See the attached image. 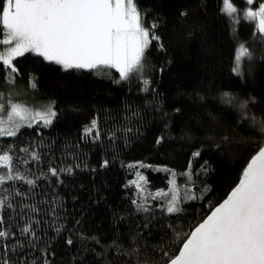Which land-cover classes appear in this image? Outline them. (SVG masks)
Here are the masks:
<instances>
[{
  "label": "trees",
  "instance_id": "trees-1",
  "mask_svg": "<svg viewBox=\"0 0 264 264\" xmlns=\"http://www.w3.org/2000/svg\"><path fill=\"white\" fill-rule=\"evenodd\" d=\"M232 2L236 22L222 14V0H136L144 26L155 23L160 39L146 51L142 75L119 83L115 69L65 71L26 53L14 60L19 75L7 84L0 64V92L25 105L50 102L57 112L48 127L0 137V152L12 145L14 165L35 180L0 186V198L12 205L0 209L9 232L0 241V264H166L163 253L178 252L264 143L251 120H264V36H254L255 24L243 18L245 0ZM241 43L254 59L242 63L238 76L232 68ZM224 93L238 102L227 103ZM243 101L249 103L242 111ZM93 120L96 128L86 134ZM186 171L191 184L180 175ZM137 172L150 193L168 191L175 172L181 197L190 187L196 199L182 198L181 211L172 214L151 197L148 211L138 209L130 183ZM26 225L31 230L22 233Z\"/></svg>",
  "mask_w": 264,
  "mask_h": 264
},
{
  "label": "snow or ice",
  "instance_id": "snow-or-ice-1",
  "mask_svg": "<svg viewBox=\"0 0 264 264\" xmlns=\"http://www.w3.org/2000/svg\"><path fill=\"white\" fill-rule=\"evenodd\" d=\"M254 2L245 0L248 7L243 11V18L255 24L254 36H264V0L255 9L252 7ZM221 12L236 22L238 8L232 0H222ZM155 28V23L144 26V14L136 0H0V64L6 73L5 82L12 84L14 77L19 75L14 60L26 53L60 65L65 71L115 69L119 73L116 83L136 74L142 75L146 51L153 41L160 39L153 31ZM253 59L246 43L239 44L234 53L232 72L241 75L242 63L247 60L251 64ZM143 83L147 86L149 81L144 79ZM30 86L35 88L36 84L31 82ZM223 96L227 103L238 102L229 93ZM248 103L239 102L240 109L246 110ZM56 117L57 112L51 104L36 110L14 101L12 94L6 97L0 92V137H16L24 126L30 128L42 124L48 127ZM251 120L259 124L264 133V120L258 121L256 117ZM95 128L96 121L93 120L85 133H91ZM96 138H99L98 133ZM12 151L13 146L9 145L0 152V186L9 181L34 185L35 180L27 178L14 165ZM20 151L28 153L29 148ZM30 156L33 161L40 159L36 151ZM23 163L27 164L28 160ZM49 172L57 175L55 168H50ZM180 175L187 177L186 184L192 183L190 171ZM176 176L175 172L171 173L168 191L161 189L150 193L145 187L146 178L137 172L138 179L130 182L135 184L138 195L133 204L148 211L146 205L151 197L152 200H163L159 207L169 214L181 211L182 198L196 199V196L190 187H185L181 197ZM11 206L8 196L0 198V209ZM209 211L210 214L183 239L178 254L163 253L167 257L166 264H264V146L251 157L227 198ZM30 230L26 225L21 231L28 233ZM8 237L9 232L0 223V241ZM182 237L181 232L176 233L177 240ZM3 248L7 250L6 245ZM3 264H9V261L4 260Z\"/></svg>",
  "mask_w": 264,
  "mask_h": 264
},
{
  "label": "water",
  "instance_id": "water-1",
  "mask_svg": "<svg viewBox=\"0 0 264 264\" xmlns=\"http://www.w3.org/2000/svg\"><path fill=\"white\" fill-rule=\"evenodd\" d=\"M262 146H264V143H263V145H262ZM258 150H259V149H258ZM258 150H257V151H258ZM257 151H256V152H257ZM256 152H255L253 155H255V154H256ZM253 155H252V156H253ZM252 156H251V157H252ZM251 157L248 159V161H247V163H246L245 167H246V166H247V164L249 163V161H250ZM245 167H244V168H245ZM239 179H240V178H239ZM239 179H238L237 183L239 182ZM237 183H236V184H235V185H234V186H233V187H232V188L229 190V192L226 194V196H225V197H224V198H223V199H222V200H221V201H220V202H219L217 205H215L213 208H215L216 206H218L220 203H222V202H223V200H224V199H226V198H227V196H228V195H229V193L232 191V189H233V188H234V187L237 185ZM213 208H212V209H213ZM209 214H210V212H209L207 215H209ZM207 215H206V217H207ZM206 217H205V218H206ZM202 221H203V220H202ZM202 221H200L199 223H201ZM199 223H198V224H199ZM198 224H197V225H198ZM197 225H196V226H197ZM196 226H195V227H196ZM195 227H194V228H195ZM194 228H193V229H194ZM180 247H182V244L180 245ZM180 247H179V248H180ZM178 252H179V249H178ZM178 252H177L176 254H178Z\"/></svg>",
  "mask_w": 264,
  "mask_h": 264
},
{
  "label": "rangeland",
  "instance_id": "rangeland-1",
  "mask_svg": "<svg viewBox=\"0 0 264 264\" xmlns=\"http://www.w3.org/2000/svg\"><path fill=\"white\" fill-rule=\"evenodd\" d=\"M235 6V5H234ZM248 6H246V8H247ZM254 9L256 8V7H258L257 5L256 6H252ZM246 8L244 9V10H246ZM49 104H51L50 102H46V101H42V102H40L37 106H32V105H26V106H28V107H31V108H35L36 110H40L43 106H47V105H49ZM52 105V104H51Z\"/></svg>",
  "mask_w": 264,
  "mask_h": 264
}]
</instances>
